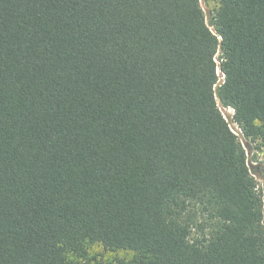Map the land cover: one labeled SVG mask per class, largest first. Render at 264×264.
Listing matches in <instances>:
<instances>
[{
  "label": "trees",
  "instance_id": "trees-1",
  "mask_svg": "<svg viewBox=\"0 0 264 264\" xmlns=\"http://www.w3.org/2000/svg\"><path fill=\"white\" fill-rule=\"evenodd\" d=\"M218 4L0 0V264H264V0Z\"/></svg>",
  "mask_w": 264,
  "mask_h": 264
},
{
  "label": "rangeland",
  "instance_id": "rangeland-1",
  "mask_svg": "<svg viewBox=\"0 0 264 264\" xmlns=\"http://www.w3.org/2000/svg\"><path fill=\"white\" fill-rule=\"evenodd\" d=\"M199 2L205 16L206 24L210 25V20L219 6L218 0H199ZM220 80H222L221 75ZM219 109L230 129L237 135L238 139L246 149L249 168L255 177L257 190L262 198L264 215V148H260V146L254 144L251 145L243 139L240 130L233 122V111L231 109L223 108L221 106H219ZM88 253L92 263L95 264H109L117 259H130L132 256L130 252L126 251H106L100 244L88 245Z\"/></svg>",
  "mask_w": 264,
  "mask_h": 264
},
{
  "label": "built area",
  "instance_id": "built-area-1",
  "mask_svg": "<svg viewBox=\"0 0 264 264\" xmlns=\"http://www.w3.org/2000/svg\"><path fill=\"white\" fill-rule=\"evenodd\" d=\"M234 133V132H233Z\"/></svg>",
  "mask_w": 264,
  "mask_h": 264
}]
</instances>
